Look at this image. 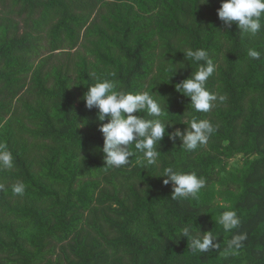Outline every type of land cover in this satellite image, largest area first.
I'll return each instance as SVG.
<instances>
[{
	"label": "trees",
	"instance_id": "obj_1",
	"mask_svg": "<svg viewBox=\"0 0 264 264\" xmlns=\"http://www.w3.org/2000/svg\"><path fill=\"white\" fill-rule=\"evenodd\" d=\"M199 3L0 0V145L14 158L0 170V264H264V30L226 24L221 0ZM196 48L217 65L208 89L227 97L207 113L176 89L203 63L185 55ZM97 76L162 101L167 133H187L193 118L217 131L191 152L166 134L158 168L139 153L106 168L98 109L83 99ZM169 166L204 178L198 198L172 199ZM226 210L241 217L232 233L217 223ZM185 227L213 232L219 247L192 250ZM237 232L248 238L226 255Z\"/></svg>",
	"mask_w": 264,
	"mask_h": 264
},
{
	"label": "clouds",
	"instance_id": "obj_2",
	"mask_svg": "<svg viewBox=\"0 0 264 264\" xmlns=\"http://www.w3.org/2000/svg\"><path fill=\"white\" fill-rule=\"evenodd\" d=\"M209 0H200L199 4H208ZM219 19L229 26H236L243 32L256 36L264 30V0H221L217 9ZM186 57L198 64V70L191 78L176 85L177 91L190 98V107L195 113H207L218 103L226 101L225 95L211 91L207 82L217 70V65L210 59L204 48L195 51L187 50ZM247 56L253 60L261 58V52L249 48ZM171 69H168L170 71ZM83 99L88 109H98L97 119L99 131L103 133L104 143L99 150L104 154L106 168H120L130 164V158L139 153L145 167H159L160 153L158 143L167 134L171 138L181 137L183 149L187 152L206 146L210 137L217 131L216 126L207 119L193 118L190 121L191 130L187 133L177 131L167 133L168 113L149 91H121L113 79L95 77V83L87 86ZM137 113V114H134ZM142 113H147L155 119H145ZM107 121V122H105ZM14 166L13 154L5 146L0 145V170L11 169ZM161 176H166L164 184H173L172 199L198 198L201 189L205 187L204 178L195 172L174 171L165 167ZM0 185V190L3 189ZM12 192L20 195L25 192V185L20 182L12 185ZM217 223L225 233H232L241 226V217L235 210L223 211ZM180 235L188 237L194 251L208 252L219 247L217 236L213 232L191 236L187 227L180 230ZM247 233L232 235L227 241L225 254L238 255L247 240Z\"/></svg>",
	"mask_w": 264,
	"mask_h": 264
},
{
	"label": "rangeland",
	"instance_id": "obj_3",
	"mask_svg": "<svg viewBox=\"0 0 264 264\" xmlns=\"http://www.w3.org/2000/svg\"><path fill=\"white\" fill-rule=\"evenodd\" d=\"M241 162H242L241 159H237L233 161V164H241Z\"/></svg>",
	"mask_w": 264,
	"mask_h": 264
}]
</instances>
